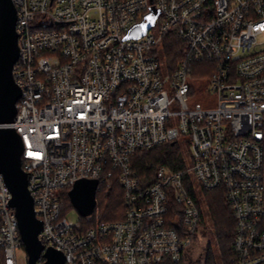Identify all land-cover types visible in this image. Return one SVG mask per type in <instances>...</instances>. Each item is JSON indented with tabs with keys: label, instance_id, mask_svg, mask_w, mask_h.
Here are the masks:
<instances>
[{
	"label": "built area",
	"instance_id": "1",
	"mask_svg": "<svg viewBox=\"0 0 264 264\" xmlns=\"http://www.w3.org/2000/svg\"><path fill=\"white\" fill-rule=\"evenodd\" d=\"M12 2L21 92L8 125L44 248L64 264L178 263L202 223L199 196L218 191L234 219L231 264H264V0ZM151 7L154 24L126 37ZM169 32L181 42L175 63L163 53ZM189 77L206 79L212 107L188 104ZM180 138L189 165L134 166ZM79 178L119 187L121 218L99 220L96 205L67 218L64 191ZM11 199L0 173L4 264H27Z\"/></svg>",
	"mask_w": 264,
	"mask_h": 264
},
{
	"label": "water",
	"instance_id": "2",
	"mask_svg": "<svg viewBox=\"0 0 264 264\" xmlns=\"http://www.w3.org/2000/svg\"><path fill=\"white\" fill-rule=\"evenodd\" d=\"M158 10L151 7L141 22L134 24L126 37H140L153 24ZM16 9L12 0H0V173L11 192V205L18 220L20 236L27 254V264H64L63 252L44 245L38 234L42 222L34 211L33 199L27 188V173L21 167L22 141L8 125L16 116L20 87L12 75L19 48L15 29ZM97 178H79L67 192L70 204L82 216L93 212L96 205ZM44 260L39 262L38 259Z\"/></svg>",
	"mask_w": 264,
	"mask_h": 264
},
{
	"label": "trees",
	"instance_id": "3",
	"mask_svg": "<svg viewBox=\"0 0 264 264\" xmlns=\"http://www.w3.org/2000/svg\"><path fill=\"white\" fill-rule=\"evenodd\" d=\"M163 53L166 55L167 60L175 63V60L180 55L181 50V42L180 40L172 33H167L162 42ZM164 164L173 169L181 168L185 165L184 161L180 158V147L177 142L165 143L153 150L142 151L137 154L134 159V166L138 168L140 171H144L146 169H153L155 166ZM115 186L111 188L100 187L98 191L102 190L108 196L112 194ZM97 191V192H98ZM115 196L111 197V201L114 202L112 205L117 204L118 198ZM64 197L66 202V208L70 206L67 191H64ZM223 197V196H222ZM208 200V199H207ZM208 208L211 216L215 220V223H220V226L225 224L228 221V225L226 229L221 231H216V243L218 246V252L216 254L213 253L212 248L210 247L209 239L205 240V243L202 242V236L197 235L193 241V244L184 252L182 259L178 263H174L169 259H166L162 264H193L196 260L197 264H217L216 261L221 262L222 264H231L232 257V236L234 229V219L231 215V212L228 206L225 204L228 210V217L224 216V219L221 220L219 218L220 212V200L218 197L212 198L207 201ZM101 217H104L103 215ZM102 220V219H101ZM104 220H113L112 218H105ZM201 233V228L198 231ZM204 232V231H203ZM194 249H197L198 253L193 259ZM196 251V250H195ZM4 253L3 250L0 249V264H4Z\"/></svg>",
	"mask_w": 264,
	"mask_h": 264
},
{
	"label": "rangeland",
	"instance_id": "4",
	"mask_svg": "<svg viewBox=\"0 0 264 264\" xmlns=\"http://www.w3.org/2000/svg\"><path fill=\"white\" fill-rule=\"evenodd\" d=\"M158 23H159V19L157 21V24ZM152 30L155 31V28ZM260 38L264 39V36H261ZM188 82L190 86L192 87V92L187 97V102L190 106H193V104L196 101L201 102L202 105L205 107H212L215 104V97L213 95H210L207 90L206 79L189 77ZM178 145L180 147V158L184 161L185 165H189L190 157H191V149H190L189 144L185 143L183 138H180L178 139ZM262 173H263V183H264V163H263ZM115 195H117L116 197L118 198L117 204L112 205L114 204V202L111 201V197ZM215 197H218L221 203L219 206L220 212H218L219 218L223 220L224 216H226L227 218L229 215L228 210L225 206L224 199L222 195L220 194V192L212 191V192H207L205 195H202L201 193V195L199 196V200H200L201 207H202L203 219H202V223L200 226L201 233L198 232L199 237L202 233H203L202 235H204L202 236L203 243H205V240L209 239L210 247L212 248V251L214 254L218 252V246L216 243V231H221V230L228 228L227 227L228 221L225 224L223 223L222 226H220V223L219 222L218 224L215 223V220L210 214L207 201ZM96 210L99 213V216H98L99 220L101 219L104 220L105 218H108V219L109 218H112V219L121 218V215H122L121 189L115 186L114 191H112L111 196L110 195L108 196L107 194H105L103 189L96 192ZM64 214L67 218L72 219L74 221H77L79 219L83 220L81 218V215L77 212V210L71 204L65 209ZM102 215L104 217H101ZM95 222H96V219L94 217L93 220L90 222H87L86 225H91ZM197 253H198L197 249H194L193 259L195 258ZM216 263L222 264L221 262H218V261H216ZM193 264H197L196 260L194 261Z\"/></svg>",
	"mask_w": 264,
	"mask_h": 264
}]
</instances>
